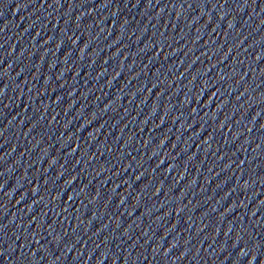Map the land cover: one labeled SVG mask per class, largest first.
<instances>
[{"label":"water","instance_id":"water-1","mask_svg":"<svg viewBox=\"0 0 264 264\" xmlns=\"http://www.w3.org/2000/svg\"><path fill=\"white\" fill-rule=\"evenodd\" d=\"M0 264H264V0H0Z\"/></svg>","mask_w":264,"mask_h":264}]
</instances>
